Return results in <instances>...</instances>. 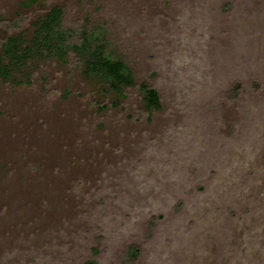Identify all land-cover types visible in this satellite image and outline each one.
I'll return each mask as SVG.
<instances>
[{"label": "rangeland", "instance_id": "1", "mask_svg": "<svg viewBox=\"0 0 264 264\" xmlns=\"http://www.w3.org/2000/svg\"><path fill=\"white\" fill-rule=\"evenodd\" d=\"M54 7L136 84L0 72V264H264V0H0V27L32 47Z\"/></svg>", "mask_w": 264, "mask_h": 264}, {"label": "trees", "instance_id": "2", "mask_svg": "<svg viewBox=\"0 0 264 264\" xmlns=\"http://www.w3.org/2000/svg\"><path fill=\"white\" fill-rule=\"evenodd\" d=\"M22 19V18H20ZM15 19L6 22L0 27V37L3 39V50L0 54V72L6 76L8 69L17 67L27 57L31 50L49 54L50 56L63 57L65 54L74 55L81 61L83 72L87 76H94L109 90L121 92L123 88L134 86L136 83L131 73L121 59H112L105 51V44L94 38L91 34L67 29L63 25L64 13L61 7H54L49 10L45 19L36 25L31 46L21 48L16 36H10V32L19 27V20ZM4 58L9 61L2 64ZM2 64V65H1ZM142 91L145 106L149 110L160 108V97L153 86L142 82L138 85ZM240 83L232 85V90L237 91ZM233 93V92H232ZM133 258L139 255V248L133 246L130 251Z\"/></svg>", "mask_w": 264, "mask_h": 264}]
</instances>
